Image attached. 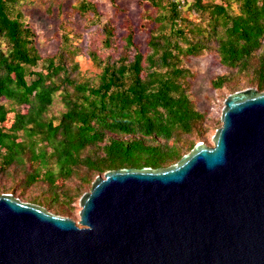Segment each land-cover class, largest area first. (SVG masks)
Wrapping results in <instances>:
<instances>
[{"label":"trees","instance_id":"16d2710c","mask_svg":"<svg viewBox=\"0 0 264 264\" xmlns=\"http://www.w3.org/2000/svg\"><path fill=\"white\" fill-rule=\"evenodd\" d=\"M20 1L0 0V194L65 214L107 170L177 162L196 144L197 129L200 136L209 129L190 98L184 56L216 53L229 70L212 79L215 88L240 74L264 90V0H192L197 22L183 17L174 0H144L159 10L147 49L129 26L113 52L114 25L103 23L102 47L110 52H89L101 68L96 82L81 73L78 36L63 25L56 54L41 56ZM76 9L100 15L88 0ZM57 92L64 110L49 116Z\"/></svg>","mask_w":264,"mask_h":264},{"label":"water","instance_id":"95a60500","mask_svg":"<svg viewBox=\"0 0 264 264\" xmlns=\"http://www.w3.org/2000/svg\"><path fill=\"white\" fill-rule=\"evenodd\" d=\"M220 119L173 164L97 175L78 221L0 194V264H264V90Z\"/></svg>","mask_w":264,"mask_h":264},{"label":"rangeland","instance_id":"374dc122","mask_svg":"<svg viewBox=\"0 0 264 264\" xmlns=\"http://www.w3.org/2000/svg\"><path fill=\"white\" fill-rule=\"evenodd\" d=\"M79 0H21L18 4L19 10L22 12L23 20L35 32V44L38 52L43 57L56 54L60 43L61 26L71 36L76 35L75 39L80 47V53L75 56L81 73L92 80L97 81L101 68L98 67L89 56L90 51L96 52L99 56L104 57L110 51H106L102 47L103 34L101 26L103 23L110 21L115 28V43L112 45L113 52L120 51L121 38L127 32L129 26L134 29V41L138 47L145 51L147 49V39L150 30L154 28L151 19L159 12L144 0H88L97 6L100 15L93 17L89 12L86 15H80L76 9ZM192 0H187L182 5L181 14L194 22H197L198 15L189 8ZM218 2L219 0H206ZM236 12V5H233ZM79 34V35H77ZM182 64L189 68L192 76L189 78V95L196 108L205 115L204 124L209 125V129L204 135L200 136V128L197 129L193 138L197 142L203 141L208 145H212V135L221 125L220 115L225 97L237 90L254 87L249 83L247 76L236 75L229 83L224 84L220 88L212 85V79L225 73V68L219 61L218 56L214 52H204L199 55H187L182 59ZM31 77L28 76V79ZM6 103V100H2ZM19 109L26 110V106ZM64 110V104L61 100L60 92H57L54 101L48 111L49 116H57ZM4 184L13 188L10 181L4 180ZM79 181L72 180L71 185H77ZM89 185L82 188L88 191ZM12 191V189H7ZM79 198L71 203V209L63 216H69L74 220L79 219Z\"/></svg>","mask_w":264,"mask_h":264},{"label":"built area","instance_id":"2783aa9c","mask_svg":"<svg viewBox=\"0 0 264 264\" xmlns=\"http://www.w3.org/2000/svg\"><path fill=\"white\" fill-rule=\"evenodd\" d=\"M174 1L179 3L180 5H185L187 0H174Z\"/></svg>","mask_w":264,"mask_h":264}]
</instances>
